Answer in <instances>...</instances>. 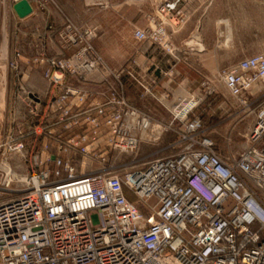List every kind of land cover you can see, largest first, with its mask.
<instances>
[{
  "label": "built area",
  "instance_id": "2783aa9c",
  "mask_svg": "<svg viewBox=\"0 0 264 264\" xmlns=\"http://www.w3.org/2000/svg\"><path fill=\"white\" fill-rule=\"evenodd\" d=\"M65 31L73 54L42 61L55 95L30 106L41 113L39 163L0 164V264H264V53L218 73L251 118L237 158L217 153L190 97L170 108L176 151L141 162L162 125L118 93L78 30ZM85 83L104 87L99 99ZM122 154L133 162L120 170Z\"/></svg>",
  "mask_w": 264,
  "mask_h": 264
},
{
  "label": "rangeland",
  "instance_id": "374dc122",
  "mask_svg": "<svg viewBox=\"0 0 264 264\" xmlns=\"http://www.w3.org/2000/svg\"><path fill=\"white\" fill-rule=\"evenodd\" d=\"M19 1L0 0V164L21 161L26 168L39 163L34 157L44 144L42 132L36 133L41 127L35 132L41 113L30 110L35 104L32 99L46 105L51 98L31 96L33 79L27 71L32 70V58L29 54L23 57L21 51L31 46L32 27L13 11ZM27 1L35 8V17L53 26L50 31L59 52L51 57L41 53L36 59L44 63L49 58L71 56L72 50L62 49L65 45L59 35L67 27L78 30L92 54L104 62V72L116 74V80H108L118 93L128 100L135 97L137 106L149 109L151 114L146 115L162 125L152 145L141 144L136 161L176 151L168 148L176 142L178 128L172 123L170 108L180 98L194 97L198 102L193 116L203 123L218 154L235 159L244 150L251 118L242 119L241 108L226 93L218 73L264 53V0ZM54 11L56 16H51ZM137 31L147 33V39L135 38ZM141 58L159 62L156 65L168 74L159 82V90L155 88L158 81L134 75V71L149 68ZM180 83L183 87L193 83L192 91L173 93ZM21 141L25 144L22 154L9 151ZM132 162L130 155H120V170Z\"/></svg>",
  "mask_w": 264,
  "mask_h": 264
},
{
  "label": "crops",
  "instance_id": "0c3cea01",
  "mask_svg": "<svg viewBox=\"0 0 264 264\" xmlns=\"http://www.w3.org/2000/svg\"><path fill=\"white\" fill-rule=\"evenodd\" d=\"M32 7V6H31ZM51 16H56L55 11L53 13H51ZM49 15V14H48ZM37 16V13L35 12V8L32 7V13L31 15H29L28 17L24 18V19H19L21 20L25 25L29 24L32 29V35H31V46H29L26 50L24 48H22L21 51V55L24 57L26 55H30L29 58L31 59V64H32V70H28L27 74L30 76V79H33V82H31V90H32V94L31 96L37 95V96H48L49 98H52V96L55 95V90H53L52 88H50L48 82L45 79H42L41 77V71L43 69H45L46 65L45 63H41V61H39V59H36L41 53L43 55H46L45 57H51V56H55L58 52V50L56 49L55 46V40H54V35L51 33L50 31V27L53 26H49L47 23H44L45 21H41L39 19V17H35ZM22 57V58H23ZM143 59V64H145V61L147 62L149 68L148 69H144L141 72H136L134 71V75L138 76V77H142V79H154L155 81H158L156 83V90H159L160 87L162 86L159 82H161L163 79H165L168 74L164 73V71H162L156 64H160L155 63V61H151V59H147V58H141ZM31 71V74L30 72ZM66 83H72V79H68L65 80ZM183 83L180 84H175L176 85V89H178V92L175 90L173 91V93L175 94H180V93H185V91L189 92L192 91V86L193 83H187L186 86L183 87L182 85ZM164 86V85H163ZM81 87H84L85 89H89L91 91H93L95 94L104 92V87L99 86V85H91L89 83H85V84H81ZM186 87V88H185ZM165 95V94H163ZM162 95V97H163ZM33 99H36L35 97H33ZM99 99V96L96 98ZM132 100V101H131ZM49 101V100H48ZM129 102H131L130 104L132 106H134L136 109H138L139 111H141L144 114H151L150 110L147 109L145 106H141L138 107L136 104V98L133 97L132 99L129 100ZM143 107V109H142ZM128 198L130 201H133V197L130 196L129 194Z\"/></svg>",
  "mask_w": 264,
  "mask_h": 264
},
{
  "label": "water",
  "instance_id": "95a60500",
  "mask_svg": "<svg viewBox=\"0 0 264 264\" xmlns=\"http://www.w3.org/2000/svg\"><path fill=\"white\" fill-rule=\"evenodd\" d=\"M13 11L19 19H24L31 15L32 7L27 0H21L14 4Z\"/></svg>",
  "mask_w": 264,
  "mask_h": 264
},
{
  "label": "bare ground",
  "instance_id": "6f19581e",
  "mask_svg": "<svg viewBox=\"0 0 264 264\" xmlns=\"http://www.w3.org/2000/svg\"><path fill=\"white\" fill-rule=\"evenodd\" d=\"M77 180H74V181H69V182H67V183H65V184H70V185H72V183H74V182H76Z\"/></svg>",
  "mask_w": 264,
  "mask_h": 264
}]
</instances>
